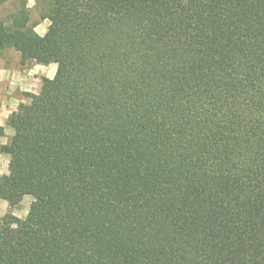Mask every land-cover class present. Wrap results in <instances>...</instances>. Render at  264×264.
<instances>
[{
  "label": "trees",
  "instance_id": "trees-1",
  "mask_svg": "<svg viewBox=\"0 0 264 264\" xmlns=\"http://www.w3.org/2000/svg\"><path fill=\"white\" fill-rule=\"evenodd\" d=\"M36 2L44 36L0 16L58 67L7 122L0 264H264V0Z\"/></svg>",
  "mask_w": 264,
  "mask_h": 264
},
{
  "label": "crops",
  "instance_id": "crops-1",
  "mask_svg": "<svg viewBox=\"0 0 264 264\" xmlns=\"http://www.w3.org/2000/svg\"><path fill=\"white\" fill-rule=\"evenodd\" d=\"M18 61L20 62V59ZM34 68L29 70H21L19 67L0 68V127H4L5 130L4 136L0 137V147L8 144L10 138L14 135V130L7 125V122L9 117L17 111L19 104L27 102L25 95L27 93H36L38 90L41 91L43 78L40 75L43 77L47 76V79H53L57 72V67H54V64L51 65L52 74L50 76L44 70L45 68L50 69V67H39V69L35 70ZM49 69L47 70L49 71ZM1 87H3L4 91H2ZM9 163L10 156L0 152V176L9 173ZM5 202H0V207H2L4 214L12 212L18 216L17 209L11 208L9 203ZM4 214H0V217Z\"/></svg>",
  "mask_w": 264,
  "mask_h": 264
},
{
  "label": "rangeland",
  "instance_id": "rangeland-1",
  "mask_svg": "<svg viewBox=\"0 0 264 264\" xmlns=\"http://www.w3.org/2000/svg\"><path fill=\"white\" fill-rule=\"evenodd\" d=\"M20 1L21 0H10V1L4 3V4H1L0 5V16L2 18H4V19L8 18L11 14H13L17 10V7L20 4ZM26 2H27V5H28V7L30 9V15H31V18H32V22H34V23L35 22H39V24L35 28V32L37 34H39L40 36H44L47 33V31H48L50 22L48 20L40 21L39 17H40V9H41L42 5H40L41 7H39V6L36 7L37 6L36 0H26ZM18 59H20V55H19L18 52L14 51L13 49H7L0 56V68H5V67H7V68L17 67L18 68L19 67V69H21V70H27V69L29 70V69H32L33 67H35L34 68V70H35V69H39V67L40 68L41 67H44V68L45 67H50V69L49 68H45L44 70L46 71V73L48 72V76H50L52 74L51 65H53V64H50L48 66H44V65H39L38 66L36 64L35 65L34 64H29V65H26V66H22L21 63L18 61ZM54 67H57V64H54ZM47 69H49V71ZM57 69H58V67H57ZM40 76L43 78L42 82L47 80V76H44V77L42 75H40ZM1 88H2V91H4L3 87H1ZM40 92L41 91L38 90V92H36L34 94H40ZM30 201H31V203H30ZM0 202H4V201L0 200ZM32 202H33V198L30 197V196H26L23 199V201L19 204V206L15 207L17 209V211H18L17 212L18 216L17 215H15V216L18 217V218L22 217L21 219H25L28 216V213H29L30 206H31ZM26 212H27V214H26ZM10 213H12V212H10ZM0 214H4V211H3L2 207H0ZM6 214L1 216L0 218L4 217Z\"/></svg>",
  "mask_w": 264,
  "mask_h": 264
}]
</instances>
